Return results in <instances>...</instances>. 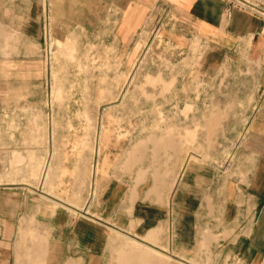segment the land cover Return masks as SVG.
Returning a JSON list of instances; mask_svg holds the SVG:
<instances>
[{
	"label": "rangeland",
	"instance_id": "1",
	"mask_svg": "<svg viewBox=\"0 0 264 264\" xmlns=\"http://www.w3.org/2000/svg\"><path fill=\"white\" fill-rule=\"evenodd\" d=\"M188 23L163 7L123 46L117 36H55L47 26L32 50L0 52V182L23 183L33 204L19 219L18 264H48L57 215L90 217L113 183L131 196L168 195L188 160L224 170L239 156L253 88L206 71ZM158 233L169 240V228ZM101 237V264L170 259L132 236ZM212 239L201 229L190 261L208 264Z\"/></svg>",
	"mask_w": 264,
	"mask_h": 264
},
{
	"label": "crops",
	"instance_id": "2",
	"mask_svg": "<svg viewBox=\"0 0 264 264\" xmlns=\"http://www.w3.org/2000/svg\"><path fill=\"white\" fill-rule=\"evenodd\" d=\"M163 7L182 12L195 29L206 71L253 88L240 154L227 167L224 161V170L220 161L188 160L168 195L137 188L131 196L128 187L113 183L90 217L70 222L58 214L48 264H101L97 250L105 229L155 248L170 257L167 264H195L190 260L206 228L213 236L208 264H264V21L227 10L226 0H0V52L32 50L47 26L55 36L71 30L117 36L123 46ZM29 194L23 183L0 182V264L19 263V219L33 211ZM164 227L170 229L167 241L158 233Z\"/></svg>",
	"mask_w": 264,
	"mask_h": 264
},
{
	"label": "built area",
	"instance_id": "3",
	"mask_svg": "<svg viewBox=\"0 0 264 264\" xmlns=\"http://www.w3.org/2000/svg\"><path fill=\"white\" fill-rule=\"evenodd\" d=\"M227 10L238 8L264 21V0H226Z\"/></svg>",
	"mask_w": 264,
	"mask_h": 264
}]
</instances>
